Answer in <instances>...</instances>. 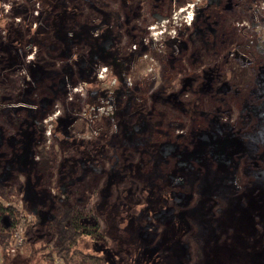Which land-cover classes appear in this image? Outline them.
Listing matches in <instances>:
<instances>
[{"label": "trees", "instance_id": "obj_1", "mask_svg": "<svg viewBox=\"0 0 264 264\" xmlns=\"http://www.w3.org/2000/svg\"><path fill=\"white\" fill-rule=\"evenodd\" d=\"M139 1L132 0L122 6L123 18L133 16L138 11V5L143 7ZM185 1L187 0H183ZM215 1H203L200 7L202 19L197 20V13L193 12V25L183 27L178 32L180 37L167 36L162 39L168 56L164 53L160 56L161 82L154 86L156 75L153 72L145 74L141 78L146 80V88L135 85L136 92L138 90L135 98L145 108L148 125V130L143 132L146 141L143 153L145 164L159 158L158 151L163 138L166 141L172 140L171 144L181 151H192L196 139L201 145L202 135L218 132L222 143L218 142L215 149L217 152H229L232 161L225 168L232 177L230 193L234 195L236 189L235 197L240 198L246 188L254 183L261 165L251 158L252 162L248 160L247 163H241L240 168H234L237 160L232 159V154L245 155L246 161L252 153L245 148L242 140L243 150L230 147L233 142L229 145L224 143H227L225 139L233 141L239 139L238 137L243 138V131L248 129H242L241 120L244 116V105L251 99L255 84L249 74L243 73L241 64L244 60L240 50L247 49L252 59L258 49L256 45H249L248 41L229 46L239 37V26H234L238 21L234 15V6L229 5L226 15L217 23L210 18ZM155 3V0H146L144 7L147 5V11L150 12ZM171 3L172 0H167L163 6H166L164 11L153 15H157V18L169 15L174 7ZM180 3L182 0L178 4ZM85 4L88 8L97 5L94 0H85ZM107 13L103 17L105 20L108 18V23H112ZM171 29L172 27L168 28L167 32ZM72 35L70 32V36ZM52 41L45 42L49 46ZM82 41L83 39L81 44ZM53 44L56 46L55 53H59L62 60H66L69 66L75 63L76 59L68 62L64 56L69 47V35L66 34L61 41L54 40ZM147 48L150 49V46ZM22 54L17 42L0 30V264H5L11 250L20 246L31 248L36 245L40 251H48L43 255L47 264H114L106 256L107 252L83 248L82 240L90 238L100 248H114L116 251L113 255L122 257H128L132 251H136V247L129 243L125 249H120L116 245L120 239L128 237L123 230L115 233V244L110 243L108 247L111 235L107 234L105 228L100 232L99 219L94 215L101 212L97 207L98 203L95 205L98 189L94 185L90 191L86 182L93 180V173H86L85 170L82 174L69 172V163L74 161L77 168L79 158L67 154V151H71L70 146L58 136L75 121L76 115H82L88 127L97 125L101 113L99 109L102 108L104 99L88 97L86 105L76 101L68 102L67 89L65 86L59 88L55 83L51 76L50 63L47 66L41 62L44 59H40L37 66H29L23 61ZM144 59L148 61L152 57L147 54ZM251 59L246 62V67ZM255 67L253 64L248 66L251 72L257 73L258 68ZM148 94L151 99H147ZM55 105L62 110L55 117V134L47 142L49 136L48 131L44 132L43 119L53 113ZM110 128L111 126H105V131ZM211 145H215L214 140ZM209 159L210 157H202L205 163ZM214 169H209L212 177L218 173L217 165ZM40 173H45L44 178L39 176ZM55 174L56 181H59V190L64 192L63 199L50 193ZM160 177L166 184L174 187L164 173L160 172ZM188 180L196 191L198 180L193 176ZM110 187L111 182L105 183L107 192H104L103 197L111 196L108 190ZM30 191L34 197L30 196ZM183 191L190 192L188 187ZM214 193L216 192L212 195ZM210 196L196 191L190 207L185 209L187 212L196 208L203 211L208 223L216 229L214 223L224 215L229 199L225 202L219 197L218 202ZM16 198L19 208L15 209L11 204L13 205V199ZM190 198L188 195V199ZM190 221L194 229L186 232L181 244L188 249L189 255L191 252L193 254L184 260V264H201L204 258V241L196 237L198 221ZM18 229H21L22 243L15 246L13 235ZM105 237L110 241L106 242Z\"/></svg>", "mask_w": 264, "mask_h": 264}, {"label": "flooded vegetation", "instance_id": "obj_2", "mask_svg": "<svg viewBox=\"0 0 264 264\" xmlns=\"http://www.w3.org/2000/svg\"><path fill=\"white\" fill-rule=\"evenodd\" d=\"M24 2L23 5H18L17 7L10 9L7 13H4L3 17L6 20H11L15 15H24L23 12L21 13V8L24 7L23 11H25V15L23 18H19V20H27L32 12L35 11V3H39L41 6V1H34L33 6L28 5L31 0H21ZM64 0H56L57 5L54 7V9L51 12H48L47 10H44L41 6V17L45 14L49 13L50 17L54 19L56 18L55 10L58 8L59 4ZM67 2V5L64 9V18L66 20V24L69 25L70 32L72 34L78 35L79 39L77 40L75 37H69V47L64 55L68 62H70L73 59H76V57L79 56L78 59H76L74 64H71L69 66L65 61L62 60L59 56V53H55V45L49 44L48 47L44 46L42 44H35L33 39L34 36L31 33V35H28L25 39L20 40L19 43H17L18 49L23 51V58L25 62L29 64V66H37V63H40V59H44V61H41L44 64L50 63L49 67H51V76L55 80V83L59 85V88H65L67 89L66 93V100L68 102L72 103H80L82 105H86L87 98L90 94H94V92H91L87 89H83L80 91L79 85H80V78L81 77H90L92 73L97 72L98 78L96 83L100 86L104 87L105 82L107 83H113L115 82V79H117V74L112 73L109 71L107 73L106 67L105 70L104 67L101 66V64H97L92 66L91 62H97V56L94 54V51L91 50L88 52V56H84L81 54H78L80 51V45L81 40L83 39L82 34L86 30V23H77L74 22V25H77L76 27H71L72 19L75 17V10L76 5L72 6L71 1L73 0H65ZM120 3V6H125L128 3L132 2V0H117ZM181 0H172V6L174 8H179L185 3L188 5L191 0H187L185 2L178 4ZM194 1V0H193ZM203 1L205 0H196L193 2V12L197 13V20H201L203 17L202 10L200 9L201 5L203 4ZM224 1V5L222 10L218 9V6L221 5V3ZM216 0L213 8L211 10L210 18L214 20V22L218 23V20L223 16L226 15L227 10L230 7L234 6V15L238 19L236 24L234 26H239V29L237 30V34L239 37H236L229 46H235V43L238 45H241L244 41H248L249 45H256L258 51L256 52V55L252 56L247 51V49L240 50L241 57L243 58L244 62L241 64L243 73H247L251 76V79H253V83L255 84V87L252 92L251 99L244 105V116L241 120L242 129L244 130L245 127L248 128L243 131V138L238 137L243 141V144L245 148L252 153V155H249V158L245 161L244 157L245 155H241L239 153L232 154V159L237 162H234V168L238 169L241 167L243 162L247 163L248 160H255L256 162L260 163L261 169H264V143H251L249 140L250 135H254L257 130H260L261 127V121L259 120L257 112L259 111V107H264V0H233L231 3V0ZM96 2V0H94ZM146 0H140L139 3H142L143 7L140 5L137 6L138 11L134 12L133 16H126L122 17L120 14L116 17V25L114 26V30H112L113 33V39H112V45L111 47L117 52L118 55L124 56L126 53H120V51H125L128 47L123 48L122 42H123V36L125 35L129 39L128 46L131 45L132 42H134L137 38H139V35H134V30H137L141 32L143 30V27H141L139 24L135 23V19L143 20V12H144V3ZM155 4L152 7V11L148 12L150 16L152 17V22L157 25H164L165 31H162L161 33L156 35V38L158 40L156 41V45L153 51L149 53L153 60H157L161 64L160 56L162 53L165 54L167 57V50L162 44V39H166L167 36H170V32H167L168 28L172 27L174 24L178 26V21L175 22V20L171 19V16L174 14H169L166 17L162 16L157 18V15H153V13L157 12H163L166 8L163 7L166 5L167 0H155ZM85 3V0L83 1ZM97 3V2H96ZM246 3H249V7H246ZM101 2H99L98 6ZM184 8V7H183ZM258 8H261L260 15L254 16L253 11ZM172 9V10H173ZM171 10V11H172ZM184 12V13H183ZM181 16L178 18L181 20L179 23L180 25L175 30L174 37H180L178 36V32L181 31L183 28H180V26L184 24L186 27L193 25V19L191 20L190 24H187L185 20L183 19V15L186 13V11H183ZM79 13V8H78ZM251 13V15H250ZM111 17V15L109 16ZM196 17V14H195ZM205 19V18H204ZM110 23V22H109ZM30 23L25 22L24 26L28 25ZM169 24V25H168ZM111 25V23H110ZM23 26V27H24ZM151 26V25H150ZM150 26H145L146 28L150 30ZM197 26V25H196ZM10 27V26H9ZM9 27L6 29V34L9 36ZM20 27L19 25L17 26ZM174 29V28H173ZM162 29H157V31ZM29 31V29H27ZM155 31L150 32V36H152V33ZM1 33L3 31L1 30ZM10 37V36H9ZM155 37V36H154ZM154 39L153 37H150ZM13 41V40H12ZM75 45V48H74ZM132 46H136V43H134ZM150 46V43L149 45ZM247 47V46H246ZM43 49V51H42ZM149 49L141 45L138 48V51L140 53V62L142 65H144V62L146 60L144 59L145 56L148 54L146 51ZM47 52H49V55H47ZM145 52V53H143ZM84 56L82 59L80 57ZM27 57L31 59H27ZM48 59V60H47ZM249 59H251V63L245 66L246 62H249ZM49 62V63H48ZM65 63V64H64ZM251 64L256 65L255 68H258V72L255 73V71L251 72L248 66ZM162 69V67H161ZM181 74V68L179 69ZM131 69L129 72H127V76L123 78V81L126 86H130V89L132 90V97L133 100L130 103L129 107L124 109L122 113H115L117 112V109L112 108V105L107 104V98L106 96H96L98 97H104V102L102 103V108L99 109L101 111L99 118L97 119V125L95 126H87V124L84 121V118L82 115H76L75 121L72 122L66 131H63L61 140H64L65 143H67L70 146L71 151H67V154L69 156H75L79 158L78 166L76 168L75 162L69 163V168L71 171L70 173H79L82 174L83 170L87 173H93V176L91 177L93 180H87L86 182L89 185L90 191L91 188L94 187V185L98 189V193L96 194V202L95 205L98 203L97 207L101 211L99 214H94L97 219H99V222L103 223L102 229H100V232H102L103 228L106 229L107 234L111 235V241L108 237H105L104 240L108 243V247L110 246V243H113L114 235L112 233V230L109 229V227L106 225V217H108L107 212L100 206L99 200L103 197L105 194L104 192H107V189H105V183L111 182V187L108 189L110 191V197L113 198L116 195L120 194L123 190H126L127 188H116L117 186H122L123 182L132 185L135 188L136 192H139L143 189L150 190L151 196L155 197L159 200L160 203L166 205L167 207H170L174 210L179 211H185V208L190 207L189 204L193 200V197L195 195L196 191L201 192L200 182L202 178L200 177L202 170H201V160L199 155L197 156V151L199 148V141L196 139L195 145L193 147L192 151H181L178 147L171 144L173 141H166V138H163L162 145L160 146V149L158 151L159 158L153 159L152 161H149L148 164H145L143 161V153L145 151L146 147V141L145 136L143 135V132L148 130V125L145 117V108L142 105H139L136 102L135 94L138 93V90L136 92V87L139 85L142 89L145 86H141L139 82L136 80L138 75H134V72L131 73ZM149 73L152 72V69L148 71ZM25 73V71H23ZM131 73V74H129ZM26 74V73H25ZM50 74V72L48 73ZM155 74V73H154ZM156 75V74H155ZM115 77V79H113ZM162 77H158L156 75L154 83H160ZM133 80V83H132ZM140 81H145V79L141 78ZM257 81V82H255ZM79 82V83H78ZM78 83V86L76 84ZM129 84V85H128ZM157 84V85H158ZM109 86V85H107ZM107 88V87H105ZM112 90V89H111ZM149 97L147 99H151V95L148 94ZM51 103V102H50ZM106 104V105H104ZM116 107V106H115ZM62 108L60 106L55 105V109L53 110V113L47 116L43 119V127L44 132L47 133L48 141L53 135L55 134V117ZM141 125L142 128L137 130L135 127ZM105 126L111 128L108 131H105ZM75 128V132H72V129ZM128 131V132H127ZM127 132V133H126ZM77 135L76 138L74 135ZM85 135V136H84ZM127 136V137H126ZM126 138L128 141H126ZM56 148H59V145H56ZM161 148H165L164 152H161ZM93 151V155L91 156L89 153L90 151ZM74 152H77L76 154ZM191 154L188 161L186 163H181V154ZM229 153V152H228ZM33 154H35V151H33ZM204 157H210L209 155H205ZM236 158V159H235ZM193 160V161H192ZM192 161V162H189ZM231 159L229 161V165L231 163ZM202 162H204L202 160ZM252 162V160H251ZM205 163V162H204ZM242 163V164H241ZM206 166H203L204 169L208 167L210 170H215L214 167L216 166L213 159H209L207 163H205ZM228 165V166H229ZM164 167V170H163ZM24 169V168H23ZM78 169V170H75ZM59 172V171H58ZM160 172L164 173L166 176V179L169 183H172L174 187H171L169 184H166L160 177ZM237 173V170L235 172V175ZM40 177L44 178L45 173H40ZM195 177L198 180V189L195 191V188L192 187L191 182L188 180L189 177ZM235 181V176H234ZM58 184H57V183ZM99 186V187H98ZM190 190L189 193L184 192L183 190L186 189ZM61 189V187H60ZM236 191V189H235ZM50 193L56 195L57 197L63 199L64 198V192L59 190V181H56V174L53 177L52 184L50 185ZM172 194V198H166V194ZM202 193V192H201ZM215 195H211L210 197L214 200L219 202V197L216 193ZM188 195L191 196L190 199H188ZM224 199L225 197H220ZM119 200V198H117ZM138 200V197H132L127 200V204L129 206L136 203ZM221 207V206H220ZM96 213V212H95ZM103 214L104 216H101ZM192 220V219H190ZM188 220L187 228L184 231V233L181 236V240L183 236L186 234V232L190 229L193 230L194 226L191 225V221ZM99 223V226H100ZM120 230H117L119 232ZM196 237L201 238L200 236V230L198 229L196 232ZM90 239V238H88ZM91 241V239H90ZM93 242V241H91ZM134 245L133 242L129 237L125 239H120L116 243L120 249H124L123 247H126L128 244ZM94 247L97 249V251L104 249L107 250L108 248H100L97 243L93 242ZM112 250L116 251L114 248H111ZM187 255L185 260L191 257L193 254L192 252L189 255L188 249ZM106 253V251H105ZM135 254L136 251H132V253L128 257H122V256H116L113 255V257L110 259L114 264H133L135 260ZM204 254V253H203ZM116 256V257H115ZM118 258V261L116 262L115 259ZM109 261V262H110Z\"/></svg>", "mask_w": 264, "mask_h": 264}, {"label": "rangeland", "instance_id": "obj_3", "mask_svg": "<svg viewBox=\"0 0 264 264\" xmlns=\"http://www.w3.org/2000/svg\"><path fill=\"white\" fill-rule=\"evenodd\" d=\"M34 1L38 0H31L28 5L33 6ZM83 1L73 0L70 2L72 6L76 5L75 17L72 19L71 27L77 26H73L74 22L76 24H87L86 30L82 34L83 41L79 46L80 51L78 54L88 56V52L93 50L98 61L91 62V65L101 64L104 70L106 67L107 73L109 71L116 73L117 79L113 77L115 82L111 84L105 82L104 87H102L96 83L98 75L97 72H94L90 77L80 78L79 89L80 91L87 89L94 92V94L89 95L91 98L106 96L107 104H111L112 108L117 109L115 113H122L133 100L130 86H126L123 81V78L128 75L127 72L130 69L134 72V75H138L136 80L141 86H145L144 88H146L147 84L145 81H140V79L145 74H148L150 69L158 77L162 76H160L161 64L157 60L150 59L144 62V65L141 64L138 48L143 45L147 49L150 43V49L146 53H151V48H156L154 47L158 40L156 35L159 34L157 29H163L167 25H164L165 22L160 26L155 25L147 11V5H145L143 20L135 19V23L143 27V30L141 32L134 30L133 34L139 35V38L136 39L137 41L132 42L130 46H128L129 39L125 35L123 36L122 47L128 48H125V51H120V53H126L124 56H120L111 47L113 39L112 30H114V26L116 25V17L118 14L123 17L120 3L117 0H96L98 5L101 2L103 6L96 5L95 7L88 8ZM194 1L191 0L189 4ZM23 4L24 2L21 0H0V30L5 34L7 27L10 26L9 36L15 42L19 43L20 40L25 39L31 33L34 36L33 41L36 45L44 42L43 45L47 46L45 41L49 40H53L51 42L53 44L54 40H63L66 34L69 37L79 39L75 33L70 36V28L64 18V9L67 5L65 0L55 10V21L50 17L49 13L42 17L40 13L41 6L44 10L51 12L57 5L56 0H42L41 6L39 3H35V11L32 12L27 20H19V18H23L25 15V11H23L24 7L21 8V13L23 12L24 15H15L9 21L4 19V13ZM223 5L224 1L218 6V9L222 10ZM249 5V3H246V7H249ZM185 9H188L186 3L171 11L172 14L174 13L171 19L178 21V26L181 22L178 18ZM260 10L261 8L255 9L253 15L259 16ZM103 12H108L107 14L111 15V25L108 23V18L107 20L104 19L103 15L105 14ZM186 15H183V18L187 19ZM175 17L177 18L175 19ZM25 22L30 24L24 26ZM18 25L24 27L18 28ZM146 25H151L150 30L148 27H145ZM178 26L174 24L172 28L175 27L174 29L176 30ZM183 27H186L184 22L179 29ZM152 31L155 32L150 36V32ZM134 43H136L135 48L132 46ZM84 56L80 58L82 59ZM78 58L79 56L76 57V59ZM27 59L31 58L27 57ZM78 83L76 86H78ZM157 84L155 83L154 86H157ZM101 98L106 99L104 97ZM257 114L261 121V127L254 135L249 136V140L251 143H264V107H259ZM141 128V125L135 127L137 130ZM75 131V128H73L72 132L74 133ZM208 133L201 136V145L199 142L196 155L200 154V160L205 155H209L217 165L218 173L215 177H212L209 169L203 168L206 164L201 160L202 173L200 177L202 180L199 187L204 195L210 196L213 192H216L218 196L225 197V202L229 199L226 203L227 208L224 215H221L220 220L214 223L216 229L208 223L206 214L203 211L196 208L192 212H187L186 210L178 212L160 203L157 198L152 197L150 190L143 189L136 192L132 185L125 182H123L122 186H117L116 188H127L126 190H123L113 198L103 197L99 200L102 210L104 209L108 214L105 222L109 229L112 230V233L115 234L117 230L125 231L135 245L136 254L133 264H184L187 250L181 244V236L186 230L188 220L190 219L198 221L200 236L204 241V258L201 264H264V241L262 240L264 238V169H260L254 183L248 187L249 189L246 188L245 193L240 198L235 197L236 191H234V195L231 194L229 187L232 183V177L225 168L230 161L229 153L226 150L217 152L215 149L218 142L222 143L220 133H214V131ZM59 136L62 138L61 134ZM74 136L78 137L76 134ZM212 140H214L215 145H211ZM126 141H128L127 138ZM225 142H227L224 143L226 145L233 142L229 146L234 150H243L241 139H234L233 141L225 139ZM164 151L165 148H161V152ZM93 153L91 150L89 154L92 156ZM190 156L191 154L187 153L181 154V163H186ZM30 196L34 197L32 191H30ZM132 197H138V200L135 204L129 206L127 200ZM165 197L167 199L172 198V194L168 193ZM16 200L17 198L13 199V205L11 204L15 209L19 208ZM102 227L103 223L101 222L100 229ZM81 245L89 251H97L93 242L88 238L83 239ZM123 248L125 249V247ZM100 251L103 253L106 251V256L109 258L113 257L114 250L111 248L108 250L101 249ZM44 253H48V251H40L37 245L31 248L20 246L17 249L11 250L5 264H47L43 258Z\"/></svg>", "mask_w": 264, "mask_h": 264}, {"label": "built area", "instance_id": "obj_4", "mask_svg": "<svg viewBox=\"0 0 264 264\" xmlns=\"http://www.w3.org/2000/svg\"><path fill=\"white\" fill-rule=\"evenodd\" d=\"M186 10V9H185ZM184 10V11H185ZM188 10H189V12H188ZM185 14H187L186 15V18L187 19H185V17L183 18L184 20H185V22L187 23V24H190V22H191V20H192V15H193V3H190V4H188V9L186 10V13ZM184 14V15H185ZM177 17H175V19H176ZM176 21V20H175ZM162 31H165V28H163L162 30H159L158 32L159 33H161ZM170 36L172 37V36H174V34H175V29H171L170 30ZM13 238L15 239V242H14V244H15V246H20L21 245V243H22V235H21V229H18L15 233H14V235H13Z\"/></svg>", "mask_w": 264, "mask_h": 264}]
</instances>
